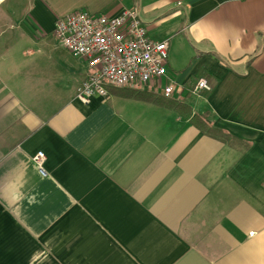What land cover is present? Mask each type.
Returning <instances> with one entry per match:
<instances>
[{"label": "crops", "instance_id": "0c3cea01", "mask_svg": "<svg viewBox=\"0 0 264 264\" xmlns=\"http://www.w3.org/2000/svg\"><path fill=\"white\" fill-rule=\"evenodd\" d=\"M123 9L169 41L171 97L249 147L147 101L76 98L89 68L56 18ZM0 264H264V0H0Z\"/></svg>", "mask_w": 264, "mask_h": 264}, {"label": "built area", "instance_id": "2783aa9c", "mask_svg": "<svg viewBox=\"0 0 264 264\" xmlns=\"http://www.w3.org/2000/svg\"><path fill=\"white\" fill-rule=\"evenodd\" d=\"M54 37L87 62L89 74L76 90V98L84 103L94 96L106 97L110 87L149 89L167 96H180L185 90L168 74L169 41L151 39L132 9L115 15L69 12L56 18ZM210 90L208 81L200 77L188 92L199 96ZM32 160L45 176L44 153L38 151Z\"/></svg>", "mask_w": 264, "mask_h": 264}, {"label": "trees", "instance_id": "16d2710c", "mask_svg": "<svg viewBox=\"0 0 264 264\" xmlns=\"http://www.w3.org/2000/svg\"><path fill=\"white\" fill-rule=\"evenodd\" d=\"M209 79L208 76H206ZM109 93L114 92L119 95L127 96L137 100H143L156 105L168 108L182 118L189 120V122L195 126L198 130L206 133L210 136L218 137L223 141H229L234 146L247 148L250 146V142L238 139L229 135L227 132L219 131L214 128L207 119V114L193 113L192 107L187 103L186 99H176L171 96L164 95L160 92H156L149 89H133V88H108ZM208 92H205L207 95Z\"/></svg>", "mask_w": 264, "mask_h": 264}, {"label": "rangeland", "instance_id": "374dc122", "mask_svg": "<svg viewBox=\"0 0 264 264\" xmlns=\"http://www.w3.org/2000/svg\"><path fill=\"white\" fill-rule=\"evenodd\" d=\"M54 41L58 43V41H57V40H55V39H54Z\"/></svg>", "mask_w": 264, "mask_h": 264}]
</instances>
